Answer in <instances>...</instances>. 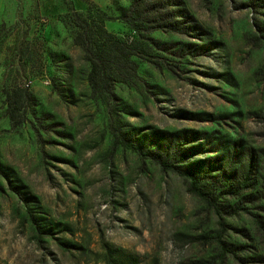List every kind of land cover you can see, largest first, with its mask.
<instances>
[{"label": "rangeland", "instance_id": "1", "mask_svg": "<svg viewBox=\"0 0 264 264\" xmlns=\"http://www.w3.org/2000/svg\"><path fill=\"white\" fill-rule=\"evenodd\" d=\"M90 1L0 0V264H264V0H182L187 34L139 35L106 19L130 0ZM82 4L139 47L108 106L58 16ZM111 128L196 173L212 204Z\"/></svg>", "mask_w": 264, "mask_h": 264}, {"label": "trees", "instance_id": "2", "mask_svg": "<svg viewBox=\"0 0 264 264\" xmlns=\"http://www.w3.org/2000/svg\"><path fill=\"white\" fill-rule=\"evenodd\" d=\"M249 3L251 7H255L261 6L262 2L249 0ZM177 6L182 7V0H130L128 7L120 15L109 16L106 19H118L137 32V35L141 29H147V31L159 29L187 34L185 24L176 18L177 12L180 11L179 8H175ZM181 10L186 18L191 17L183 7ZM58 16L64 24L71 26L72 42L80 48L82 59L88 64L86 78L91 92L102 94L108 106V100L114 97L112 91L114 83L130 81L136 77V63L132 57L140 56L137 42L121 39L108 31L103 26V18L92 14L88 6L80 10L72 9L62 12ZM254 25L260 32V38L264 39V23ZM28 97L27 90L18 85L11 86L5 92L6 113L12 125L22 121L21 112H19L20 104ZM111 129L113 144L135 152L142 159L151 160L162 170L175 172L185 180L189 193L212 204L208 190L202 188L201 179L196 173L182 169L176 165V162H168L157 151L138 146L117 128ZM179 159L182 160V158Z\"/></svg>", "mask_w": 264, "mask_h": 264}, {"label": "crops", "instance_id": "3", "mask_svg": "<svg viewBox=\"0 0 264 264\" xmlns=\"http://www.w3.org/2000/svg\"><path fill=\"white\" fill-rule=\"evenodd\" d=\"M96 1L94 2V4L101 6V7L109 4V0H96ZM82 7H84V4H82V6H79L78 8H82Z\"/></svg>", "mask_w": 264, "mask_h": 264}]
</instances>
